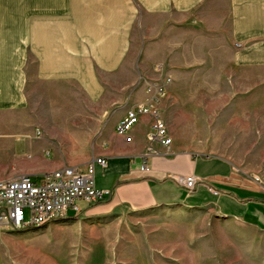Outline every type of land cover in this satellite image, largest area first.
Masks as SVG:
<instances>
[{
	"label": "crops",
	"instance_id": "crops-1",
	"mask_svg": "<svg viewBox=\"0 0 264 264\" xmlns=\"http://www.w3.org/2000/svg\"><path fill=\"white\" fill-rule=\"evenodd\" d=\"M134 59L141 87L131 104ZM195 70L211 77L201 91L264 92V0H0V184L94 164L108 194L82 204L84 215L212 208L264 233V172L253 178L234 160L187 149L169 129L172 144L146 156L151 117L129 143L114 130L148 82L170 87ZM239 102L230 123L249 154L264 156V114L245 115ZM188 176L198 179L192 192L176 181Z\"/></svg>",
	"mask_w": 264,
	"mask_h": 264
},
{
	"label": "rangeland",
	"instance_id": "rangeland-1",
	"mask_svg": "<svg viewBox=\"0 0 264 264\" xmlns=\"http://www.w3.org/2000/svg\"><path fill=\"white\" fill-rule=\"evenodd\" d=\"M137 67V60H131L130 82H136L130 89L131 104L137 98L133 90L141 87ZM197 72L168 87L162 99L167 128L185 148L229 158L241 171L259 177L264 156L248 153L238 138L243 130L230 121L237 110L235 100L247 106L243 114L263 115L264 108L248 106L251 100L263 101L264 92L201 91V80L211 77ZM257 127L264 134V126ZM71 218L22 231L0 223V264H264V233L223 219L212 208Z\"/></svg>",
	"mask_w": 264,
	"mask_h": 264
},
{
	"label": "built area",
	"instance_id": "built-area-1",
	"mask_svg": "<svg viewBox=\"0 0 264 264\" xmlns=\"http://www.w3.org/2000/svg\"><path fill=\"white\" fill-rule=\"evenodd\" d=\"M169 83V78L162 83L148 82L144 88L145 100L130 107L114 129L119 137L129 143L132 141L134 127L143 117H151L153 122L147 136L146 156L157 154L154 143L164 147L172 144L159 109ZM97 162L106 164L103 159H97ZM176 181L189 192L194 191L198 184L194 176L177 177ZM106 194L108 192L95 187L94 164L88 165L85 170L64 168L37 179L23 175L0 184V223L22 231L70 220L71 217L82 215V204H96Z\"/></svg>",
	"mask_w": 264,
	"mask_h": 264
}]
</instances>
